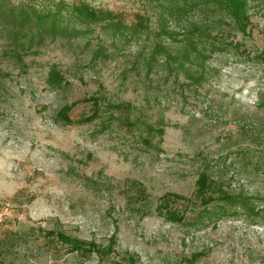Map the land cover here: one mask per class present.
I'll use <instances>...</instances> for the list:
<instances>
[{
	"label": "rangeland",
	"instance_id": "obj_1",
	"mask_svg": "<svg viewBox=\"0 0 264 264\" xmlns=\"http://www.w3.org/2000/svg\"><path fill=\"white\" fill-rule=\"evenodd\" d=\"M7 1L59 4V24L69 34L46 37L20 67L4 54L8 37L0 31V247L11 232L26 238L17 254L3 253L4 264H264V135L253 139L249 131L264 130V0H248L246 35L225 31L240 51L206 52L210 76L190 87L182 73L165 80L171 61L149 77L144 68L139 76L129 70L136 54L159 40L180 53V34L169 40L154 32L167 0ZM80 3L109 10L127 26L140 14L150 30L129 42L113 39L105 22H77L69 6ZM99 46L105 57L95 54ZM53 68L60 84L51 81ZM92 95L102 104L131 102V119L140 116L163 133L126 125L117 111L86 121L92 109L85 99ZM241 126L247 135L239 134ZM201 171L214 181L213 196L220 187L245 206L200 203ZM167 192L187 198L169 204L182 221L160 213ZM46 231L112 245L113 252H72Z\"/></svg>",
	"mask_w": 264,
	"mask_h": 264
},
{
	"label": "trees",
	"instance_id": "obj_2",
	"mask_svg": "<svg viewBox=\"0 0 264 264\" xmlns=\"http://www.w3.org/2000/svg\"><path fill=\"white\" fill-rule=\"evenodd\" d=\"M58 5H54L50 9H44L0 0V31H5L8 37L4 54L12 58L15 63H19L20 67H24V58L29 54H35L37 47L44 44L46 37L69 34V28L66 25L59 24L62 18L60 19L61 8L60 6L57 7ZM248 8V0H167L163 8L166 15H163L160 19L161 23L157 30L159 32L156 30L154 32L157 38L165 36L169 40L180 34L184 42L181 51L179 50L180 53L172 54L167 50V46L159 40L148 50L143 49L138 52L129 70L136 72L139 76L144 68V75L149 77L156 65L171 61L170 63H173L174 67H170L169 63L163 67L166 71L164 74L166 81L170 79L173 72H177L182 73L185 79L189 80L191 84H188V87L194 84L202 85L206 83L210 76V70L205 64L206 52H220L223 50L219 49H223L224 46L232 47L237 52L240 51V45L237 42H227L225 31H228L229 36L231 32L246 35L247 29L251 25ZM69 9L80 24L102 23L103 25L105 22L104 28L107 26L112 29L111 37L113 39L129 42L133 39H139L142 34L150 30L147 19L140 14H137V20L133 24L127 26L118 19L116 14L109 10H97L85 3L71 4ZM209 14L217 16L212 18L213 22H210V18L207 17ZM224 48L226 49V47ZM104 52L106 51L103 50V46H99V48H96L95 54L104 56ZM163 55L165 60L161 59ZM162 65L160 64V67ZM50 72L51 81L60 84L62 79L60 72L56 68L51 69ZM181 93L183 95V92ZM85 100L91 102L92 109L91 114L85 117L86 121L91 122L100 117L103 111H108L114 117L113 113L115 114V111H117L118 114L115 117L126 125L138 126L142 124L149 133L157 132L159 135L163 133L162 128H155L140 116H135L134 120L131 119L130 115L135 108L131 102L109 101L102 104L100 97L94 95ZM68 110L67 107L61 110L63 113L62 118L66 123L71 122L66 114ZM249 131L253 139H259L264 135V130L258 128H250ZM247 133L248 130L243 126L239 127L240 135L245 136ZM142 142L149 144V141L145 138H142ZM195 185V196L204 205L216 199L233 206H245L239 197L226 192L220 187L217 188V191H219L217 196H213L212 192L216 188L213 186L214 181L210 174L206 171H201L198 174ZM137 191L140 199H143L142 193L144 191L141 186L137 187ZM159 199L161 200L160 213L165 218L170 221H182L183 216L175 209L170 208L169 204L175 200H185L186 197L167 192ZM43 235L48 238L56 237L62 244L67 245L70 251H80L84 255L92 252L108 255L113 252L112 245L99 247L93 241L79 240L63 232L46 231ZM9 239L8 245L4 244L0 247V264H4L3 253L17 254L16 247L26 241L25 236L19 231L11 232ZM117 264L120 263L117 262Z\"/></svg>",
	"mask_w": 264,
	"mask_h": 264
},
{
	"label": "built area",
	"instance_id": "obj_3",
	"mask_svg": "<svg viewBox=\"0 0 264 264\" xmlns=\"http://www.w3.org/2000/svg\"><path fill=\"white\" fill-rule=\"evenodd\" d=\"M3 214H4V212L2 210H0V222H2L4 220Z\"/></svg>",
	"mask_w": 264,
	"mask_h": 264
}]
</instances>
